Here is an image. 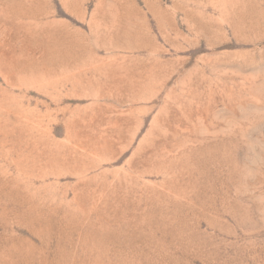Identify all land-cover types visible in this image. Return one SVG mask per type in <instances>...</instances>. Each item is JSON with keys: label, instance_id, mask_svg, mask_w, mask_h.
Instances as JSON below:
<instances>
[{"label": "rangeland", "instance_id": "374dc122", "mask_svg": "<svg viewBox=\"0 0 264 264\" xmlns=\"http://www.w3.org/2000/svg\"><path fill=\"white\" fill-rule=\"evenodd\" d=\"M0 264H264V0H0Z\"/></svg>", "mask_w": 264, "mask_h": 264}]
</instances>
